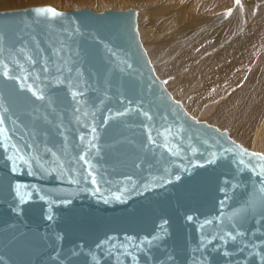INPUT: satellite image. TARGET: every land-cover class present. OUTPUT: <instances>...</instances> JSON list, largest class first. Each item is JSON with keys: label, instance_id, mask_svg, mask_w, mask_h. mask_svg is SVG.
I'll use <instances>...</instances> for the list:
<instances>
[{"label": "water", "instance_id": "95a60500", "mask_svg": "<svg viewBox=\"0 0 264 264\" xmlns=\"http://www.w3.org/2000/svg\"><path fill=\"white\" fill-rule=\"evenodd\" d=\"M43 7L0 12V264H264V161L171 105L127 11Z\"/></svg>", "mask_w": 264, "mask_h": 264}, {"label": "bare ground", "instance_id": "6f19581e", "mask_svg": "<svg viewBox=\"0 0 264 264\" xmlns=\"http://www.w3.org/2000/svg\"><path fill=\"white\" fill-rule=\"evenodd\" d=\"M61 1L127 11L136 48L171 105L264 161V0L250 8L247 0H0V9Z\"/></svg>", "mask_w": 264, "mask_h": 264}, {"label": "rangeland", "instance_id": "374dc122", "mask_svg": "<svg viewBox=\"0 0 264 264\" xmlns=\"http://www.w3.org/2000/svg\"><path fill=\"white\" fill-rule=\"evenodd\" d=\"M252 1H255V0H247V3H246V1L245 0H243V3H246L247 5L249 4L250 6L251 5H253L254 3L252 2ZM35 6H39V5H46V4H34ZM34 5H32V6H34ZM47 5H49V6H51V7H53V8H55L56 10L58 9L59 11H67V10H74V8L75 9H82L83 7H85V8H83V9H90V10H93V11H95L94 10V8L92 7V6H87V8H86V6H74V7H72V6H67V5H65V3L64 2H62L61 1V3H60V6H56V5H54V4H47ZM248 5V7L250 8V6ZM27 6L28 7H31V5L29 4V5H24V6H13V5H11V8L10 7H8V8H2V9H0V11H3V10H12V9H20V8H27ZM65 6H66V8H65ZM263 8H264V3H263V5H261ZM70 7H72V8H70ZM64 8V9H63ZM254 9H256L255 7H254ZM107 10H114V9H111V8H109V9H105V10H102L100 13H102V12H105V11H107ZM96 12H97V10H96ZM247 16H245L244 18H246ZM248 18H246V20H247Z\"/></svg>", "mask_w": 264, "mask_h": 264}, {"label": "snow or ice", "instance_id": "6c2138e0", "mask_svg": "<svg viewBox=\"0 0 264 264\" xmlns=\"http://www.w3.org/2000/svg\"><path fill=\"white\" fill-rule=\"evenodd\" d=\"M237 2H239V0H237ZM33 11L37 15L43 16L45 18H55V17L63 15L62 13L58 12L55 8H52V7L37 8V9H34ZM13 147L15 146L13 145ZM81 159H83V157H81ZM262 159H264V157H262ZM24 163L27 164L29 163V161H24ZM85 163H87V161H85ZM240 163L243 164L244 161L241 160ZM92 182L95 184L96 183L95 179H93ZM117 199H119V197H117Z\"/></svg>", "mask_w": 264, "mask_h": 264}]
</instances>
